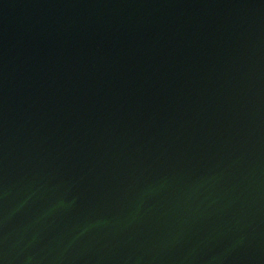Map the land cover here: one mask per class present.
I'll return each mask as SVG.
<instances>
[{
	"label": "water",
	"instance_id": "water-1",
	"mask_svg": "<svg viewBox=\"0 0 264 264\" xmlns=\"http://www.w3.org/2000/svg\"><path fill=\"white\" fill-rule=\"evenodd\" d=\"M0 264H264V0H0Z\"/></svg>",
	"mask_w": 264,
	"mask_h": 264
}]
</instances>
